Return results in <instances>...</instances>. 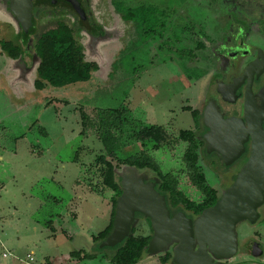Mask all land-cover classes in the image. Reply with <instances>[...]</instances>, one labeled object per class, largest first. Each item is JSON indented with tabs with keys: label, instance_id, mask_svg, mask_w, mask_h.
I'll return each instance as SVG.
<instances>
[{
	"label": "rangeland",
	"instance_id": "1",
	"mask_svg": "<svg viewBox=\"0 0 264 264\" xmlns=\"http://www.w3.org/2000/svg\"><path fill=\"white\" fill-rule=\"evenodd\" d=\"M109 9L118 16L139 10L138 23L124 39L95 42L92 53L83 41L87 61L98 66L87 82L39 91L34 88L38 63L22 64L27 67L22 78L0 55V264H112L103 258L105 252L93 260L70 257L75 251L95 252L92 236L107 228L112 214L113 193L96 187L99 177L92 166L105 145L92 130L83 134L82 113L125 109L127 128L162 126L178 136L195 129L188 108L203 111L221 60L214 52L221 46L233 49L236 37L244 50L264 47L258 25L264 0H115ZM252 56L245 55L243 62ZM25 58L30 65L37 56ZM186 147L178 142L150 155L163 173L179 178L188 198L199 202L202 193L186 172ZM139 149L129 145L119 156ZM201 162L220 198L237 170L210 156ZM253 226L241 223L240 237L251 235L264 245V219ZM136 228L149 233L141 219ZM169 259L165 252L138 264Z\"/></svg>",
	"mask_w": 264,
	"mask_h": 264
},
{
	"label": "water",
	"instance_id": "2",
	"mask_svg": "<svg viewBox=\"0 0 264 264\" xmlns=\"http://www.w3.org/2000/svg\"><path fill=\"white\" fill-rule=\"evenodd\" d=\"M263 68L264 55L260 51L237 80L240 83L249 78L242 119H224L213 103L203 111L204 126L208 129L203 135L207 154L218 153L224 164L230 166L245 153L246 143L251 142L249 159L215 205L195 220L183 211L172 216L166 197L156 189L159 180L149 181L146 173L126 166L119 173L122 194L116 204L113 228L100 248L115 247L132 237L140 214L150 219L153 230L146 257L165 253L173 245L171 264H219L215 260L236 256L238 226L244 222L256 224L259 208L264 204L263 117L256 110L251 89L255 74Z\"/></svg>",
	"mask_w": 264,
	"mask_h": 264
},
{
	"label": "trees",
	"instance_id": "3",
	"mask_svg": "<svg viewBox=\"0 0 264 264\" xmlns=\"http://www.w3.org/2000/svg\"><path fill=\"white\" fill-rule=\"evenodd\" d=\"M138 13L139 10L129 9L123 17L127 22L137 25ZM3 48L13 59L20 56L19 50L11 43H3ZM36 51L40 63L34 88L39 91L49 87L60 88L87 82L91 80L98 68L95 63L87 61L74 32L66 25H59L55 29L43 32L37 40ZM188 110L193 115L195 129L183 130L178 136L162 126L127 128L130 120L125 109L100 110L91 115L82 113L83 134L90 133L92 130L105 145V151L97 156L92 166L99 177L96 187L101 186L103 190L108 189L113 193L112 214L107 228L92 236L95 252L75 251L70 254L72 259L93 260L98 258L100 253L105 252L103 258L112 264H138L146 257L153 230L150 219L140 214L137 216L146 221L149 233H138L135 227L133 236L125 239L121 244L115 247L100 248V244L113 228L116 204L122 194L119 171L126 166L137 168L139 173L148 171L152 178L159 180L156 189L166 197L167 205L172 213L183 211L191 217L200 216L206 208L215 205L219 199V191L208 183L201 162L203 156L209 157L203 138L206 129L202 122V112L191 108ZM178 142L187 145L184 153L186 172L191 184L202 193V199L199 202L188 198L179 189V178L170 173H163L150 155L153 151L169 148ZM135 144L140 145V149L135 154L119 156L121 150ZM228 187L226 185L224 190ZM44 264L53 263L48 260Z\"/></svg>",
	"mask_w": 264,
	"mask_h": 264
},
{
	"label": "flooded vegetation",
	"instance_id": "4",
	"mask_svg": "<svg viewBox=\"0 0 264 264\" xmlns=\"http://www.w3.org/2000/svg\"><path fill=\"white\" fill-rule=\"evenodd\" d=\"M114 2L115 0H0V55L13 62V66L21 73L20 77L27 70V67L22 64L26 63L27 66H31L33 61L38 65L40 63L36 51L39 36L45 31L57 28L59 25H66L74 32L84 53H86L84 40L87 41L86 46L90 48L92 53L93 44L99 40L108 38L106 44H111L114 39H124L125 35L127 36L129 32L134 30V25L131 22L124 21L122 15L118 16L117 12L111 10L112 7L109 9L111 3L114 4ZM106 6L108 7L107 11ZM262 18L258 21V25L260 30L264 32V19ZM237 22L238 20H236V24H239ZM80 36L81 40L79 39ZM262 42L264 43V40ZM3 43H11L19 50L20 56L16 59L11 58L9 52L3 48ZM232 45H234L233 49L221 46L218 51L214 52L218 53L217 56L221 60L216 70L212 72L214 76L211 89L203 104V111L210 103H213L224 119H242L245 115L249 78H245L240 83L237 80L244 74L248 65L256 60L260 51L264 55V47L254 45L252 49L244 50L243 41L237 37L236 40L232 41ZM27 53H35L37 56V58L31 60L30 65L29 60L26 61L25 58ZM249 53H253L252 59L246 63L243 62V57ZM251 89L257 107L256 110L263 117L264 128V68L259 74H255L251 82ZM205 129L206 133L208 129L206 127ZM250 145V141L246 143L245 153L230 166H226L221 155L216 152L207 155L219 159L229 170H237L236 173L231 175L234 182L238 172L249 159ZM213 162L216 165V162ZM155 179L150 177L149 181ZM178 212L180 211L171 212V215L174 216ZM259 214L260 218L256 224H253V227L264 219V204L259 208ZM187 217L195 220L198 216L191 217L187 215ZM244 223L250 225L249 222ZM238 228V252L236 256L231 259L215 260V262L219 264H264L263 243L251 235L240 237ZM174 246L167 251L170 254L167 264H171Z\"/></svg>",
	"mask_w": 264,
	"mask_h": 264
},
{
	"label": "built area",
	"instance_id": "5",
	"mask_svg": "<svg viewBox=\"0 0 264 264\" xmlns=\"http://www.w3.org/2000/svg\"><path fill=\"white\" fill-rule=\"evenodd\" d=\"M4 257H6V254H4ZM28 258L30 259V261L34 260L32 255H29Z\"/></svg>",
	"mask_w": 264,
	"mask_h": 264
}]
</instances>
